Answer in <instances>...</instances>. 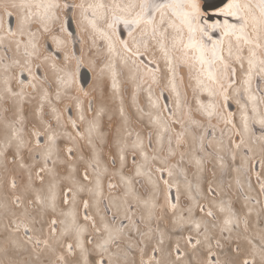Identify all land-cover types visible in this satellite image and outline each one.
Wrapping results in <instances>:
<instances>
[{
	"label": "bare ground",
	"instance_id": "1",
	"mask_svg": "<svg viewBox=\"0 0 264 264\" xmlns=\"http://www.w3.org/2000/svg\"><path fill=\"white\" fill-rule=\"evenodd\" d=\"M42 0H12L10 4V8H17L19 11V15L17 16V26H14L13 29L9 28L7 23H6V14H2L0 12V47H3L4 49H7L10 47L11 50L14 51V55L11 56L10 58H5L3 55L0 57V99L3 98L6 101H11L14 104V110L16 112V116L18 117V120L23 118L22 123L19 125L15 122H11L9 120H3L2 125H4L5 130L7 133H5V138H0V166L1 162L6 161V155L11 151L16 157H17V162L19 165L23 164L26 165V162L23 161V154L26 149L21 148L19 150V153L17 152V147H16V141L13 140L10 146L9 145V140L11 138V133L13 128L17 129L19 132V135L23 138V140L26 143V136H25V116L23 114L22 108L24 107L25 103L28 102L27 94L25 93L26 90L30 91L33 89L34 91H37L39 93V99L38 103L35 107V118L39 122V124L44 125L49 124L43 115L44 112V106L46 104H49L50 109H51V115L53 116V120L57 122V117H60L59 120V131L58 129H54L59 133V139L61 137H64L67 140H73L70 137H74L71 132L67 131L65 129L64 125L66 123L64 114L62 111H60L57 107L56 102L62 101V93L67 92V90L73 86H75V89L80 92L77 95H71L72 103L74 106V112H75V117L70 116L71 121L75 122H80L84 131V137L87 140V143L92 149V159H93V151L95 149V154H96V159L99 158V150L94 142V136L97 134H100V126H101V117H103L107 111L105 112L104 109H106L108 106H110V103L106 104L105 102L96 104V109L93 112L91 117L86 116L85 114V97L84 95H88V90L87 89H82L79 82H78V76L72 71L71 69H66L62 68L58 62L53 58V56H50L49 54L43 56L41 58V61L43 63L47 64V67L49 70L54 72V82L57 86V91L55 94V98H53L50 94V91L48 88L43 86L41 81L39 80L38 76L34 72V64H35V59L38 57L37 51L40 48V40H41V34L44 33H49L51 29L54 27L56 22L60 21V23H66L68 21L67 19V9L61 10L62 15L59 13V19L52 20L48 23V31H44L42 25L40 24L38 18L33 15L37 12H43V9H37L34 5L41 3ZM61 5H63L65 2L68 3L67 0L59 1ZM114 0H74V4H81L83 3L85 6L88 4H96V3H104L105 5L112 4ZM239 3L244 4V3H251L253 5V10L257 12L258 14V9L255 8L256 4L258 3V0H238ZM24 4H31L33 7L28 8V7H20V5ZM197 3L199 4V15H198V24L199 26L205 28L209 35H211L210 31L214 29L212 26L213 25H219L220 27H216L215 29H218L220 33L223 31V24L225 20H227L229 23H236L237 19L232 17V16H225L221 9L225 8L226 4L225 3L223 6L219 7L218 9L212 11V12H204L201 9V2L197 0ZM80 11L82 12V9L80 8H75L74 11ZM59 11V10H58ZM211 14H216V19L213 20L208 15ZM88 19H92V10H89L87 13ZM219 16H222V20L220 19ZM25 17H29V22L25 23L23 27L21 26V20H23ZM228 18L232 19V22L229 21ZM75 25L78 28V35L81 39V43L83 44L84 37L82 36V32H88L89 34V40L91 43H93V46L96 44V47H93V49H96L97 51V59L102 60L101 64V74L103 75L102 78V85L103 83L107 82V86L111 93H113L116 96V100L118 101V117L120 119V122L123 124V127H128L127 128V134L129 133L132 134V147L133 143L137 142V138L139 137V140L142 142L141 147H133V151L137 153L138 156V161L135 162V165L132 168V174H125L124 172L121 171L123 167L125 166L126 163V155H127V149L126 144L120 143L118 145L117 151H118V167L116 169H113V173L120 175L119 177H124L125 179L122 180V183L119 185L121 187V193H118V191L115 190L116 188V183L115 182H110V185L115 184L111 188L114 189L113 191H110L109 194L107 195V213L111 212L113 215H117L119 219H121L124 216H129L130 212L126 207V202L128 199L131 197L137 199L138 204H139V209L141 210V219L145 221L146 223L149 222L148 218V208L145 207L144 201H150L155 204V197L157 194V191L161 185H164V181L168 180L170 181L172 187L166 188V196L167 200H170L172 203H177V196H179V201L177 203V208L175 211H170L172 213H177L178 216L181 214L185 216L186 218L189 217L188 212L183 213L181 210L183 209L181 205V200L183 199L184 196H186V199L190 201V207L192 208V214H194V217L191 215L190 219L195 221V220H201L200 217L197 216V211L194 212V206L196 205L197 198L199 196V193L197 192L198 187L194 189L192 184L189 183L186 177V174L184 171L181 172V168L177 169L176 164H171L167 168L158 166L157 169L163 168L165 171L160 172V177L158 174H150L149 172H146L145 166L148 164L150 159H157L160 160L161 158L158 155V152L162 146H167L169 147V154L172 157V152H173V145L174 141L176 140L175 138H170L169 139V133L173 132L174 130H178L181 128V132L186 136V139L184 141V145H186L188 149V156L186 157L187 160L190 159L192 161V165H189L188 171L192 169L193 166H196L197 170L201 171L202 168L204 167V162H203V156L204 154L201 153L199 150H197V136L195 134V131L193 130L192 126L187 124V121L185 119V113L188 112V101L189 99H192L194 103H196V109L191 108V111H193V119L195 120L196 113H194V110L199 113V116H203L208 119L206 114H204L200 110V106L198 101L203 102L204 104L206 103V100L210 101L213 100V97H210L208 95L207 91H202L198 87L196 83V79L194 78L196 73L193 71L191 74L189 72V69L183 65L180 66L179 70L175 74L174 77V83H175V90L172 88V84L169 82L170 80V74L167 71L166 65L162 57L160 56V53L158 51H155L152 47H149L147 50L143 47V45H140L139 47V53H136V45L133 42V39L128 36V29L124 27L123 24H119L116 26L115 32L116 35L111 37V40L106 39L104 36L101 35V32L108 34L112 30L107 28L106 22L104 19L97 18L96 23L98 26V30L94 31L92 27L88 24L87 20L81 21L84 24L85 29L81 28L80 25L78 27V20H76V17L73 19ZM81 20V19H80ZM70 31L72 33V29L70 27ZM68 35V32H66ZM133 35L136 37V40L138 41L139 35L138 33L134 32ZM69 39V36H67ZM213 39H219L218 37L212 36ZM119 38H122L123 40H126L128 42V46L131 49V51H126L125 48L120 44ZM68 39L66 36L62 34H56L53 33L51 34V44L58 49H64L68 43ZM57 40L62 41V43L57 44ZM88 40V39H87ZM88 40V41H89ZM206 42L209 44L211 43L210 41H207V37H205ZM71 43H76V38L75 35L72 33L71 38H70ZM112 43L114 45V50L110 51L109 50V44ZM227 43V39L225 40V44ZM264 43V41H262ZM35 45V54L32 55L31 57H27L25 55V46H28V51H33L32 45ZM49 47L46 46V49L48 50ZM82 47V53H81V58L82 61L85 63L87 68L89 70H92V67L89 64H86L85 56H84V51ZM7 51V50H6ZM8 55V53H6ZM246 50H245V55H246ZM23 57V59H21ZM67 57L65 56V59ZM30 61L29 63H25V61ZM19 61V63H17ZM54 65V67H53ZM235 67L237 68V80L239 81L240 79L243 78V72L240 70L239 64H236ZM13 68L19 69V86L18 89L13 88V81L10 75V72L12 71ZM31 69V74L29 73L28 69ZM78 68V65L76 67V70ZM159 69V71H156ZM244 70H247V63L245 62L244 65ZM21 71H25L27 73V77H22L24 74L21 75ZM78 72V71H77ZM91 72V71H90ZM78 74V73H77ZM178 74L180 76L178 77ZM91 75L94 76L93 71L91 72ZM81 76H83V73H81ZM186 78L188 79V84L189 87L187 86ZM256 79H259V77L254 78L251 92L252 94L257 96V99L259 100V93H262V89L259 87L257 90L256 87L254 86V82ZM115 82L116 87H113V83ZM35 84V88H33L31 85ZM10 90V91H9ZM161 91V94L159 95V91ZM158 91V92H157ZM259 91V92H258ZM15 93L16 95H13ZM59 94V95H58ZM192 97L190 98V96ZM241 104H249L248 100L246 99L245 93L241 91L240 96H239ZM169 100V101H168ZM177 100H179V106H177ZM257 100V101H258ZM113 103V101H112ZM77 104H79V107H77ZM258 104V103H257ZM257 114L251 118L252 113V105L249 104L248 106V114H249V130L247 132L244 131L242 121H241V113H240V108L235 102V100H230L229 105L230 107L224 110V115L226 116L225 111H232V107L237 106V110L239 112V123L236 120V118H232L233 123L229 124L230 127L232 128L233 134L236 136V139L234 140L235 144L239 143L238 139H240V143L237 145H242V150L249 152L251 151L252 153H255L256 151V145H260L259 142H257L256 136H261L263 133V130L261 129L260 125L256 123V120L259 119L260 114L263 113V108L261 105H257ZM260 104V103H259ZM107 105V106H106ZM251 106V107H250ZM70 108V107H68ZM55 109V112L53 111ZM102 110V111H101ZM107 110V109H106ZM111 111V109H110ZM187 111V112H186ZM69 112V111H68ZM0 113H2L0 109ZM99 113V115H97ZM111 113V112H110ZM109 113V114H110ZM123 113V114H122ZM83 115L84 120L81 121L80 117ZM131 115H135L137 119L142 121L143 123L147 124L148 127H151L153 131V142H154V153L150 154L148 150L145 147V137L144 135L139 132L135 131L134 133H131V128H129V118ZM217 115H213V120L216 119ZM235 116V115H234ZM168 117H174V120H170ZM95 120L98 124V132L93 135L92 137V142L89 143V138H88V123L89 121ZM43 121V123H42ZM225 122V121H222ZM77 125V123H76ZM78 127V125H77ZM228 127V126H227ZM78 130L82 132L79 127ZM34 131H42L40 129H36ZM77 131V129H76ZM237 131V132H236ZM229 132V130H228ZM238 133V134H235ZM227 135H223V138L226 139ZM42 137V136H41ZM171 137V136H170ZM238 137V139H237ZM36 138L40 141V138L36 136ZM46 139V137H45ZM58 139V141H59ZM35 141V145L37 141ZM241 140H243V143H241ZM57 141V144H58ZM41 142V141H40ZM76 139L73 140L74 145L76 144ZM150 142V141H149ZM182 142V141H181ZM212 143L209 145L207 144V148L211 146V150L213 153L216 155L218 154L219 151H224V140H221L219 138L213 139L211 141ZM150 145V143H149ZM183 145V146H184ZM209 145V146H208ZM94 146V148H93ZM66 147H71L69 144L66 145ZM76 147V145H75ZM35 149L37 150V157L40 158V160L43 162L44 166V160L42 158V152L43 149L37 148L35 146ZM121 149H123V154L125 155V161L123 164H121L120 161V154H121ZM143 153V155H141ZM241 153H243L241 151ZM81 153H79L80 155ZM36 155V154H35ZM153 155V156H152ZM81 156V155H80ZM146 157V158H145ZM244 157V155L242 156ZM218 158V156H217ZM245 158V157H244ZM223 157H221L219 160H216L218 165H223L225 164L223 161ZM243 160V159H242ZM197 161L200 163L197 164ZM257 162V161H256ZM93 163V162H92ZM53 161L52 159H49L47 161V166L48 168H52L53 166ZM74 164V163H73ZM87 168H89L90 174L87 173L89 176L90 180L85 181L83 178L82 179H75V181L82 183L85 185L86 189L91 188L92 192L85 191L83 193H80V195H88L87 200L89 201V207L87 208L88 211L84 208V212L82 216H80L79 219V213L77 210V205L75 208L76 212V218L77 222L86 225L87 231L83 234V239L85 242L86 235L88 233V223L85 222L84 216L89 215L91 216L94 220H96L95 223V229H99L98 231L100 234H97V240L95 241V245L99 242H101L105 238V233H104V225L107 224L111 226L112 228H118L119 226L113 224L112 222L109 221L107 218L106 214L102 212V209L100 207L99 201L101 197L105 196V184H104V179L103 177L107 174L106 172L111 171L110 168L105 167L99 163V168L98 171H94L96 168V163L92 164L91 167H88L89 162H86ZM208 164V162L206 163ZM7 165V164H6ZM20 165V166H21ZM27 168H29V165H26ZM25 166V167H26ZM137 166H140L143 172V175H140L144 178L145 182L149 186V194L148 196H142L139 194L138 191L135 190L134 188V177L136 175V168ZM180 166V165H179ZM25 167H21L20 170H22L21 174L23 176V184L20 190L24 193H32L34 192L39 194L41 196H47V186L48 183L51 179L50 175L47 172H43L45 174V177L47 179H43V182L40 180L39 186H34L37 187L38 189L36 191H32L31 186H32V180H33V174L32 172H29ZM42 168V166L40 167ZM171 169L173 172V175L169 177L167 169ZM257 169V165L255 167ZM236 173L238 171L237 168H235ZM106 171V172H105ZM239 172V171H238ZM257 172V171H256ZM260 172L262 173V180L264 184V162H261L260 164ZM235 173V174H236ZM61 175V174H60ZM68 175V174H67ZM85 175V173H84ZM83 175V177H84ZM40 176H42V172L40 173ZM72 176L74 174L72 173ZM99 176V181H100V188H99V195H96L95 193L97 192V177ZM20 177V176H19ZM62 176L59 177V183L62 180ZM138 177V176H137ZM31 178V179H30ZM160 178V179H159ZM1 180V179H0ZM3 181V180H2ZM18 181H21L18 179ZM127 181V182H126ZM3 183V182H2ZM15 183V181H14ZM58 183V184H59ZM1 184V183H0ZM189 185H191V189H189ZM246 185V184H245ZM4 190H2L3 185L1 187L0 185V205H7L13 212H17L18 214H21L24 212L25 209H27V206L25 203L22 202V207L18 208L12 203L13 200V195L10 196L6 195V199L1 197L2 194H6V190H8L10 193L16 194L14 190L10 191L9 185L6 183ZM215 188H211V193L206 195L205 198L208 200V205L207 207L204 206L205 211L207 208L211 209L213 213L215 212L216 216L214 215L212 218H218V221H220L219 225H215L216 228L220 229L223 226V219H224V214L220 213L218 211V208L216 205H218L221 201L217 198V194H221V186L218 184H214ZM247 188L240 189L239 191L241 193V200H239V207H241V211L245 216L248 218L249 222H256L257 224L259 223L260 225L262 224V218L258 216V204H260V198L259 195L256 193V191L252 190L249 184L246 185ZM177 188L179 191H177ZM214 189V190H213ZM34 190V189H33ZM195 190V191H194ZM114 192V193H113ZM20 193V192H19ZM264 193V192H263ZM23 194V193H21ZM29 195V194H28ZM34 195V194H33ZM57 195H58V203L60 199V195L58 193V186H57ZM20 197V196H19ZM23 199V198H22ZM166 200V201H167ZM63 203V201H62ZM168 204V202H167ZM224 204L227 206L228 204L224 202ZM64 205V204H63ZM157 204H155L156 206ZM231 205V204H230ZM40 207V205H39ZM71 207L69 206H64L60 207L57 212V215L59 216L58 219L64 218L63 215L60 214V211H68V208ZM169 207V206H168ZM6 207H0V211H3L2 209H5ZM233 208V206H232ZM153 209L151 211L153 212ZM169 209V208H168ZM28 210V209H27ZM234 211V210H233ZM263 214V213H262ZM66 217V216H65ZM132 217V216H131ZM125 221V220H123ZM71 222V217H66V220L64 221L63 224L58 223V228L56 236H50L49 235V230H48V236L52 237L51 239L62 240L67 241L68 243H73L75 244V239L73 236H61L60 232L68 226ZM171 223L174 225V222L171 221ZM1 224V220H0ZM258 224V225H259ZM185 227H193L192 224L189 223H184ZM213 225V224H211ZM33 227V225H31ZM257 226V225H256ZM234 228V224L231 226V230ZM4 229V228H3ZM25 230V228L23 227ZM21 228V225L17 224L16 221V228L12 229L11 231L5 230L4 233L8 234V240L9 243L11 244V247H14V249L20 248L23 246L25 248V245H27L28 250L31 248H39L43 249L45 251H50L54 249L53 244H51V241L49 240L50 248H45L43 243H40L39 245L36 243L37 238H39L41 241L44 239H41V237L37 236L35 234V230L33 228V231L27 232L28 234L24 233L25 231ZM203 227H201V230ZM8 231V232H7ZM261 234H263L262 237H264V230H261ZM225 232H221L222 234L225 235ZM22 233V236H21ZM220 233V234H221ZM198 234V233H196ZM217 235H220L216 233ZM31 236L32 240L29 241L28 237ZM197 236V235H196ZM23 237V239L21 238ZM261 237V236H259ZM198 238V237H197ZM202 238L204 240V235H202ZM242 244L244 246H247L248 248V253H252L255 251L256 247L253 245V243H249V240L245 237L242 238ZM66 242V243H67ZM118 242V241H117ZM116 242V243H117ZM189 243H194L193 240L189 241ZM261 245L264 246V239L261 238ZM95 245L93 246L95 248ZM85 246L87 247V244L85 242ZM186 247H188V244H186ZM67 251V246L65 247ZM35 251V250H34ZM41 251V250H40ZM180 251V250H179ZM257 251V250H256ZM255 251V255H256ZM37 252V251H36ZM39 252V251H38ZM182 252V251H180ZM184 252V250H183ZM30 254V253H29ZM76 255H79V249H76ZM254 255V254H253ZM254 255V256H255ZM56 256V255H55ZM252 256V257H254ZM54 258V256L52 257ZM148 260V258H146ZM254 263L253 264H260L262 263L261 260V250L257 251V257H254ZM146 260V261H147ZM32 261V260H31ZM250 264V262H249Z\"/></svg>",
	"mask_w": 264,
	"mask_h": 264
},
{
	"label": "snow or ice",
	"instance_id": "2",
	"mask_svg": "<svg viewBox=\"0 0 264 264\" xmlns=\"http://www.w3.org/2000/svg\"><path fill=\"white\" fill-rule=\"evenodd\" d=\"M37 9H43V12H37L35 15L40 24L42 25L44 31H48V23L52 20L59 19V11L63 9H82L81 21L87 20L88 24L92 27L94 31L98 30L96 19L99 17L104 19L108 29L112 31L108 34L101 32V35L106 39L111 40L112 36L116 35L115 29L119 24H123L126 29H128V36L133 39L136 45V53H139L140 45H143L145 50L152 47L155 51L160 53V56L165 62L168 73L170 74L169 82L172 84L173 90H175L174 77L180 66L183 65L189 69L190 74L194 71L196 73L195 79L198 87L202 91H207L213 100H210L208 104L198 101L200 110L208 116L217 115L224 119L225 123L232 124L233 113L231 111L224 115V110L229 108V101L235 100L240 108L241 121L243 129L245 132L249 130V114L248 106L252 105V113L255 116L257 114V96L252 94L251 88L253 80L256 77L264 82V0H258L255 8L258 9V14L253 10V5L251 3L241 4L238 0H227L225 8L221 9L225 16H232L236 18L239 23H229L225 20L223 24V31L219 39H213L209 35L208 31L199 26L198 15H199V4L197 0H114L112 4L105 5L104 3L88 4L85 6L83 3L77 5H69L65 2L63 5L59 0H42L41 3L34 5ZM20 7L31 8L33 5L22 3ZM92 10V19H88L87 13ZM75 18V13H73V19ZM29 22V17H25L21 20V26ZM72 20H68L66 23L60 24L61 32H68L69 39L71 38V27ZM79 27V22H78ZM213 28L220 27L219 25H213ZM136 32L139 35V40L133 33ZM210 41L209 44L206 42ZM227 43L225 44V40ZM120 44L125 48L126 51H131L128 46V42L119 38ZM62 43V41L57 40V44ZM33 51H28V46H25V55L31 57L35 54L36 46L32 45ZM109 50H114V45L109 44ZM246 50V55H245ZM30 61H25L29 63ZM245 62L247 63V70H244ZM19 63V61H17ZM236 64H239L240 70L243 72V78L237 80V68ZM54 67V65H53ZM31 74V69H28ZM156 71H159L157 69ZM35 88V84L31 85ZM113 87H116L115 82ZM10 91V90H9ZM241 91L245 93L246 99L249 104H241L239 96ZM13 95H16L13 93ZM59 95V94H58ZM221 100L223 103L221 104ZM259 103L264 104V96L259 97ZM177 106H179V100H177ZM79 107V104H77ZM55 112V109H53ZM102 111V110H101ZM123 114V113H122ZM99 115V113H97ZM57 123L59 124L60 117H57ZM81 121L84 120L83 115L80 117ZM23 118L18 122L22 123ZM43 123V121H42ZM197 123V121H193ZM262 130H264V114H260L259 119L256 120ZM72 127L76 128V134L74 137H70L75 140L77 138L84 139V133L78 130L75 121H71ZM88 138L89 143L92 142V137L98 132V124L95 120L89 121L88 123ZM34 136L46 137L43 143L39 140L36 143V147L43 149L42 158L44 160V166L39 169L37 173L38 178L43 182V176H40L41 172H47L51 179L47 186V196H41L37 192L35 197V204L40 205V213L43 216L45 213H51L50 224H49V235L56 236L57 229L55 225L57 223L63 224V220H58L56 214L59 209L57 186L59 183L60 171L55 167L56 163L67 164L68 165V175L63 177V179L68 180L69 183L66 185V190L64 191V206L71 207L68 211H60V214L66 217H71V222L65 227L61 232V236H73L75 239V244H67L68 255H59L53 264H136L134 260H129V250L132 245L129 244L127 249L121 251L112 252L111 249L115 246L119 249V244L116 242L120 239V234L123 232V227L112 228L111 226L104 225L105 238L95 245L94 249H89L85 246L83 239V234L87 231L86 225H82L77 222L75 208L77 201L81 199L80 193L85 191L92 192L91 188L85 187L84 184L75 181L72 173L76 171L75 165L73 164V152L72 147H66L61 150L57 144L59 139V133L52 128V125L46 124L42 131H34L32 133ZM130 135V133H129ZM183 134L177 137V143H181V137ZM264 140V134L260 137ZM16 141L17 152L21 148L27 147L23 138L19 135L17 129L13 128L11 133V138L9 140L10 146L12 141ZM243 143V140H241ZM142 142L137 138V142L133 143V147H141ZM239 146V145H238ZM94 148V146H93ZM30 150V149H29ZM61 151L66 154V159H62L60 156ZM2 154V153H0ZM143 155V153H141ZM146 158V157H145ZM52 159L53 167L48 168L47 161ZM93 160L96 163V168L94 171H98L99 160L96 159L95 149L93 151ZM121 164L125 161V155L123 154V149H121L120 154ZM200 162L197 161V164ZM92 166V161H89L88 167ZM21 167H24L22 164ZM62 171V170H61ZM158 171H165V169L160 168ZM169 177L173 175L172 170L167 169ZM136 175H143L140 166L136 168ZM31 179V178H30ZM85 181H89L90 178L87 175V168H85V175L83 177ZM124 180V177H121ZM127 182V181H126ZM164 184L171 188L172 185L170 181L165 180ZM111 187V185H109ZM15 188V183L12 184ZM100 181L99 176L97 177V192L99 195ZM191 189V185H189ZM211 191V186L209 188ZM177 191L179 189L177 188ZM261 191L264 192V184L261 185ZM167 200V196L165 197ZM177 203L179 201V196H177ZM169 210L175 211L177 208V203H172L167 200ZM12 203L17 207H22L21 198L14 197ZM33 201L29 200L28 204L33 205ZM83 207L87 209L89 207V201L87 199H82ZM145 207L148 208V218L151 219L152 211L151 209L155 207V204L150 201H144ZM201 211L204 210L203 205H197ZM0 207H7V205H0ZM218 211L224 214L223 226L220 228L221 232L225 230L231 231V226L235 223L239 225V220L236 218V214L233 211L232 206L225 205L221 201L216 205ZM189 217L186 218L182 214L174 220V223H179L183 225L184 223H189L194 226V229L198 234H200L201 221L191 220L192 208L187 209ZM208 217H213L214 213L209 209L206 213ZM93 218L89 215L84 216L85 222L92 220ZM18 225L25 228L26 232L33 231L31 226L35 223V218L31 216L27 209L21 213L20 219L17 221ZM247 224V221H244ZM95 223H93V228H95ZM215 227V225H213ZM138 230V229H137ZM96 231H100L96 229ZM152 229L149 228L147 233H141L142 236L147 237L148 240L152 239ZM159 239L156 244L152 247L151 251L155 255L150 256L146 261L144 259L145 249L141 248V258L139 264H231L228 260L220 259V253L213 250V238L208 235V230L204 229V240L201 241L199 238L195 240L194 243L188 245V250L184 252L179 251V243L174 247L165 250L164 248V238L165 233L157 230ZM189 239H191L189 237ZM264 239V237H262ZM28 240L31 241L32 237L29 236ZM36 243L39 245L43 243L45 248H50L49 240L45 238L41 241L37 238ZM88 244L92 241L89 239ZM144 243V241H141ZM215 247L217 249L222 248L219 239L215 240ZM76 249H79V255L76 256ZM95 253V257H93ZM175 253V258L173 254ZM107 256V260L105 257ZM261 260L264 264V248L261 249ZM243 264H249L248 260H244Z\"/></svg>",
	"mask_w": 264,
	"mask_h": 264
},
{
	"label": "rangeland",
	"instance_id": "3",
	"mask_svg": "<svg viewBox=\"0 0 264 264\" xmlns=\"http://www.w3.org/2000/svg\"><path fill=\"white\" fill-rule=\"evenodd\" d=\"M12 0H0V12L4 14L7 10L11 11L15 15V20H14V26H17V16L19 15V11L17 8H10ZM60 1V0H59ZM63 1V0H61ZM69 2H74V0H67ZM59 13L62 15L61 10H59ZM73 13H75L76 20H78L79 25L81 28L85 29L84 24L81 22V12L78 11H72V17ZM60 21L56 22L54 27L51 29L49 33H42L41 34V40H40V48L37 51L38 57L35 59V64H34V72L38 76L39 80L45 86L48 88L50 91V94L53 98H55V94L57 91V86L54 82V72L49 70L47 67L46 63H43L41 61V58L45 56L46 54L53 56L55 60L58 62V64L62 68L66 69H73L74 62H75V55L73 53V45L68 39V35L66 32H61L60 30ZM77 28V26H76ZM56 33V34H62L66 36L68 39V43L66 47L62 49H58L60 51L61 57L57 58L55 57L50 51L46 49V42L50 41L51 39V34ZM77 33H78V28H77ZM82 36L84 37L83 44L81 43L80 39V56L82 53V47L84 51V56L86 60V64H89L92 67L91 72L93 71L94 76L92 78L91 83L86 87L88 90V95H84L85 99L87 100L94 99L96 101V104L103 103L105 102L106 104L110 103V106H108L104 111L106 113L105 116L102 117V122H101V133L100 135L95 136V143L99 147V152L100 156L104 157L105 159L109 157H114L117 159L118 155V145L120 143L126 144L127 149V156L131 157H137V153L133 151L132 147V134H127V126L123 127V124L120 122V119L118 117L117 109H118V101L116 100V96L111 93L107 86V82H105L102 85V78L103 75L101 74V64L102 60L97 59V51L96 49H93V47H96V44L93 46V43L90 42L89 40V34L88 32H82ZM79 36V35H78ZM80 38V37H79ZM89 41H88V40ZM51 42V41H50ZM11 47V46H10ZM8 47L7 49H4L3 47H0V57L3 55L5 58H10L13 56L15 53L13 50ZM7 50V51H6ZM8 53V55L6 54ZM65 56L67 57L65 59ZM23 59V57H21ZM82 60V58H81ZM83 62V61H82ZM84 63V62H83ZM85 65V63H84ZM12 81H13V88L18 89L19 86V69L13 68L12 71L10 72ZM180 74H178V77ZM241 80V79H240ZM188 79L186 78V82ZM187 86L189 87V84L187 82ZM254 86L256 87L257 90L260 87L263 91L262 93H259V96H264V82H262L260 79H256L254 82ZM159 91V92H158ZM157 92L159 95L161 94V91L158 90ZM72 92V94L77 95L78 91L73 90L70 91L67 90V93ZM259 92V91H258ZM27 94L28 102L25 103L24 107L22 108L23 114L25 116V123L23 124L25 127V136H26V149L23 155V161L26 162V165H29L27 168L26 165H24L25 169H27L29 172H32L33 174V182L35 186H39L40 179H38L37 173L39 172L40 167H43V162L39 160L36 157V153L38 149H35V140L33 138V132L36 129L43 130V125L39 124V122L35 118V107L38 103L39 99V93L37 91H34L31 89L30 91L25 92ZM192 95L190 96V98ZM62 101L61 102H56L57 107L59 106L60 108H63L65 104L71 105V99L69 98V95H66L65 93H62ZM258 100V99H257ZM113 101V103H112ZM169 101V100H168ZM209 101L206 100L205 104H208ZM221 104L223 101L221 100ZM257 105H261L263 108V113H264V104H259V100L257 101ZM107 106V105H106ZM196 103L193 102L192 99H189L188 101V112L185 113L184 115L186 116L185 119L187 121V124L191 125L193 130L195 131V134L197 136V150H199L201 153L204 154L203 162H204V167L202 168L201 171L197 170L196 166H193L190 171H188L189 165H192V161L190 159L187 160L188 156V149L186 145H184V141L186 139V136L181 132V128L178 130H174L173 132L169 133V139L170 138H175L176 140L174 141L173 145V152H172V157L171 158L169 154V147L167 146H162L158 152L159 157L161 158L160 160L157 159H150L148 164L145 166L146 172H149L150 174H158L157 172V167L161 166L164 168H167L171 164H176L178 167L177 169H180L181 172L184 171L186 174V177L189 181L190 184L195 188L198 187L197 192L199 193V196L197 198L196 205L194 206V212L197 211V216L200 217L201 221V227L203 229L201 230L200 234H196V230L193 227H185V225H181L179 223H174V225L171 223L174 222V220L179 217L177 213H172L168 209V204L165 199L166 197V186L161 185L159 187L157 194H156V201L157 205L154 207L153 212H152V217L149 220V222H142L140 224L139 222H136V217H138L137 213H134L135 219H131L132 223L131 224H125L124 226H121V222L116 218L115 221H113L110 217V220L113 224H116L119 227H123V232L120 234V239L118 240L117 244H119V249L116 248L115 246L111 249L112 252H117L121 251L123 249H127L128 245L131 244L132 247L129 250V256L128 259L134 260L136 264H139L140 258H141V253L140 249L144 248L145 249V254H144V259L147 260L146 258H149L150 256L155 255L152 253L151 249L152 247L156 244V241L159 239V235L157 230L162 231L165 233V238H164V248L165 250H168L171 247H174L177 243H179V249L180 251L183 252L188 250V247H186V244H190L189 241L191 239L193 242L197 239V237L203 241L202 235L204 233L205 227L208 230V235L213 238V250L217 251L220 253V259L222 260H228L231 262V264H243L244 260H248L250 264L254 263V257H257V251L261 250L264 248L261 244V238L263 234H261V230H264V193L261 191V179H260V174L261 172L256 173L254 166L255 162L258 161L264 162V140H261V136H256L257 142L260 143V145H256V151L255 153H252L251 151L246 152L243 151L242 145L238 146L237 144L240 143V139H238L239 134L235 132V134H238V142L235 144L234 140L236 139L235 135L233 134L232 128L230 127L229 124L222 122L224 121L223 118L216 116V119L213 120V115L208 116V119L199 116V113L194 110V113H196L195 120L193 119V111H191V108L196 109ZM251 107V106H250ZM0 109L2 113H0V138H5V133L7 131L5 130V127L2 119L9 120L11 122H15L19 125L20 123L18 122V117L16 116V112L14 110V104L11 101H6L5 99L1 98L0 99ZM111 109V111H110ZM233 111V117L236 118V120L239 121V112L236 107H232ZM111 112V113H110ZM226 115H227V111ZM110 113V114H109ZM204 113V112H203ZM88 116H92L93 112L87 110ZM205 114V113H204ZM44 117L47 122H49L52 125V128L58 129V124L55 120H53V116L51 115V109L49 104H46L44 106ZM254 115H251V118H253ZM171 121L174 120V117H168ZM193 121H197V123H193ZM250 124V123H249ZM228 126V127H227ZM129 128H131V133H134L135 131L141 132L145 139V147L148 150L150 154L154 153V142H153V135L149 136L153 131L151 130V127H148L147 124L143 123L139 119L135 117V115H131L129 118ZM229 130V132H228ZM181 134V143H177V137L180 136ZM227 135V138L224 139L223 135ZM264 134V130L263 133ZM171 136V137H170ZM221 139L224 140V151H219L218 154L216 155L215 153L212 152L211 146H209L212 142L213 139ZM60 145L59 148L63 150L65 148L66 142L64 139L60 140ZM150 141V142H149ZM68 143H70L68 141ZM150 143V145H149ZM209 143V147L207 148V144ZM78 153H81L82 156H86L89 158L91 156V151L90 149L86 146V140L84 139H78ZM184 145V146H183ZM30 149V150H29ZM241 151L243 153H241ZM74 153V159L73 162L77 165L78 169L77 172H74V178L80 179V172L81 170H84V164L83 159L79 157V154ZM244 155V157H242ZM60 156L62 159H66V154L61 151ZM153 156V155H152ZM218 156V158H217ZM14 154L7 153L6 155V161L1 162L0 166V185L3 189L5 188V184L10 181L11 178H15L16 180V187L14 191L17 193L16 196H20L23 203L27 206L28 212L31 214L32 217L35 218V223H33V228L35 230V234L41 239H49L51 241V244H53L54 249L50 251H45L43 249L39 248H31L28 250L27 245H25V248L21 246L20 248L14 249V247H11V244L9 243L8 240V234L4 233L5 230L11 231L13 228H16V221H18L21 217V214H18L17 212H13L8 206L5 209H2L3 211H0V264H53V262L56 260L57 256L63 254V255H68L65 247L67 246L68 242L62 240H54L51 239L52 237L48 236V230H49V224H50V217L51 213H45L43 216H41L40 213V207L38 204H35V197L36 194L33 192L32 193H24L20 190V185L22 182V170L21 164L17 162V159L14 158ZM221 157H223V161L225 164L223 165H218L216 160H219ZM138 158V157H137ZM243 159V160H242ZM16 160V161H12ZM208 162V164H206ZM7 164V165H6ZM52 165V164H51ZM132 163L129 162L127 168L125 169L124 173L128 174L131 172V167ZM180 165V166H179ZM53 166V165H52ZM56 169L60 171V173L66 174L67 176V169L65 168H59L58 169V162L55 165ZM111 167V166H110ZM180 167V168H179ZM235 168L238 169L237 173ZM62 170V171H61ZM114 171V170H113ZM113 173V172H112ZM117 173V172H116ZM236 173V174H235ZM114 174V173H113ZM115 175V174H114ZM20 176V177H19ZM43 178L47 179L45 175L42 173ZM114 176L110 174L109 176L106 177V182L113 178ZM115 178V177H114ZM21 180V181H18ZM160 179V178H159ZM3 180V181H2ZM114 180V179H113ZM118 181L121 183L122 180L118 176ZM136 181V179H135ZM3 182V183H2ZM69 183L68 180L63 179L61 184V187L59 189L60 193L62 194V190L65 189L66 185ZM143 182L140 181L138 183L137 187L140 186ZM59 184V185H60ZM214 184H218L221 186V194H217V198L219 201L226 202L228 205L231 204L233 206V210L236 214V218L239 220V225L234 223V228L231 231L225 232V235L221 233L220 229L213 227V225H219L220 221H218V218H216V214L214 212V215L216 216L215 218L208 217L206 215L207 211L209 210L208 208L205 211H201L200 208L197 205H205L207 207L208 199L205 198L207 193L210 194L211 191L209 190L210 186L215 188ZM249 184L252 190L256 191V193L259 195L260 198V204H258V209L257 212L259 213L258 216L262 218V224L259 225L256 222H249L248 218L243 214L241 211V207H239V200H241L240 196L241 193L239 191L242 189L244 191L246 185ZM143 194H146L149 192L148 187L143 186ZM32 190L36 191V187H32ZM36 189V190H35ZM195 191V190H194ZM20 192V193H19ZM109 192V191H107ZM106 192V193H107ZM2 194V198L6 199V195H9V198L11 195L14 193H10L8 190ZM23 193V194H21ZM29 194V195H28ZM61 196V195H60ZM82 199L84 198L81 197ZM32 200L34 203L33 205H29L28 201ZM1 202V201H0ZM101 203V202H100ZM190 201L186 199V196L183 197L181 200V205L183 209L181 210L183 213H187V209L190 207ZM63 207V206H60ZM80 207V200L77 201V209ZM101 208L103 211L104 209V204L101 203ZM18 209V208H17ZM139 213V212H138ZM263 213V214H262ZM194 214L192 216L194 217ZM56 218L58 219V215L56 214ZM61 220L65 221L66 217L62 218ZM247 221V224L244 223V221ZM88 223V234L86 235L85 242L87 244V247L89 249H94L95 241L98 239L97 234H100L96 229L94 228V232L92 233L91 231V226H93V223H96L94 221H87ZM18 224V223H17ZM137 224V225H136ZM213 224V225H211ZM135 225V227L133 226ZM257 225V226H256ZM58 225H56L57 227ZM5 230H4V229ZM23 229V226H21ZM58 228V227H57ZM149 228H151L152 231V239L148 240L147 237L142 236L141 233H147ZM138 229V230H137ZM7 231V232H8ZM28 234L27 232H24ZM216 233L220 234L217 235ZM197 235V236H196ZM22 236V233H21ZM261 236V237H259ZM189 237L191 239H189ZM245 237L249 240V243H253L255 245L256 249V255L255 251L252 253H248V248L247 246H244L242 244V238ZM23 239V237H21ZM91 240L92 243L88 244L87 241ZM219 239L221 244L223 245L222 248L217 249L215 247V240ZM141 241H144V243H141ZM67 242V243H66ZM72 243V242H71ZM35 250V251H34ZM41 250V251H40ZM37 251V252H36ZM39 251V252H38ZM30 253V254H29ZM255 256H254V255ZM56 255V256H55ZM54 256V258H52ZM78 257V255H76ZM254 256V257H252ZM93 257H95V253H93ZM173 258H175V253L173 254ZM32 260V261H31ZM105 260H107V256L105 257ZM257 264V263H256ZM262 264V263H260Z\"/></svg>",
	"mask_w": 264,
	"mask_h": 264
},
{
	"label": "flooded vegetation",
	"instance_id": "4",
	"mask_svg": "<svg viewBox=\"0 0 264 264\" xmlns=\"http://www.w3.org/2000/svg\"><path fill=\"white\" fill-rule=\"evenodd\" d=\"M76 67H77V61L75 60V62H74V66H73V69H72V71H74V73L76 74V76H78V70H76ZM92 78H93V75H92V77H91V81H92ZM78 79V78H77ZM91 81H90V83H91ZM79 82V81H78ZM89 83V84H90ZM80 84V83H79ZM88 84V85H89ZM87 85V86H88ZM76 86V85H75ZM75 86H73V87H71V88H69L70 89V91H73V90H76L75 89ZM86 86V87H87ZM68 89V90H69ZM86 89V88H85ZM77 91V90H76ZM63 93H65L66 95H69V98L71 99V95H73L72 94V92H70V93H67V92H63ZM75 95V94H74ZM63 100V99H62ZM72 100V99H71ZM86 100V102H85V114H86V116H88V114H87V110L89 109V111H92V112H94L95 111V109H96V101L94 100V99H88L87 100V98L85 99ZM59 102V101H58ZM61 102V101H60ZM68 107H70V108H68ZM58 109L60 110V111H62L63 112V114H64V117H65V120H66V123H65V125H64V127H65V129H67V131H69V132H71V134H73V136H75V134H76V128H73L72 127V124H71V120H70V116H72V117H75V112H74V106H73V103H72V101H71V105H69V104H65L64 106H63V108H60L59 106H58ZM69 111V112H68ZM43 115H44V112H43ZM106 115V114H105ZM104 115V116H105ZM88 117H91V116H88ZM45 118V117H44ZM46 120V119H45ZM101 122H102V117H101ZM49 123V122H48ZM77 123V125H78V127H79V129L82 131V133H83V131H84V129H83V127H82V125H81V123L80 122H76ZM152 130V129H151ZM58 131H59V126H58ZM100 132H101V126H100ZM97 135H100V134H97ZM97 135H95V136H97ZM153 135V132L151 133V134H149V136H152ZM95 136H94V142H95ZM33 138H34V140L36 141V140H38L37 138H36V136H34L33 135ZM38 138H40V141H41V143H43V141H44V139H45V137H38ZM62 139H64L65 140V142H66V145L67 144H69L72 148H73V152L71 153V155L73 156L74 155V153H76V151H77V153H78V145H77V143H78V139L79 138H77L76 139V147H75V145H74V143H73V140H67V139H65L64 137H61L60 139H59V141H58V146L60 145V140H62ZM145 139H146V137H145ZM84 140H86V138L84 137ZM68 141L70 142V143H68ZM86 146L90 149V151H91V154H92V149H91V147L89 146V144L87 143V140H86ZM96 144V143H95ZM66 145H65V148H66ZM96 146H97V144H96ZM97 148L99 149V147L97 146ZM25 152V151H24ZM79 154V153H78ZM99 154H100V152H99ZM24 155V154H23ZM81 155V156H80ZM79 155V157H81V159H83V164H84V167L85 168H87V164H86V162H89V161H92L93 163H94V160L92 159V155L91 156H89V158H87L86 156H82V154H80ZM15 156V155H14ZM36 157H37V153H36ZM117 157H118V155H117ZM138 157V156H137ZM137 157H131V156H127L126 155V163H125V166L123 167V169H121V171L122 172H124L125 171V169L127 168V166H128V164H129V162H131L133 165H132V167H131V172L130 173H128L129 175H131L132 174V168H133V166L135 165V162H137L138 161V158ZM15 159H17V157L15 156L14 157ZM39 160H40V158L39 157H37ZM73 159H74V156H73ZM97 160H99V163H101L102 165L103 164H105V165H103V166H105V167H108V168H110L111 169V171H109V172H106L107 174L103 177V179H104V186H105V190H104V194H105V196H103V197H101V199H100V201H99V204H100V207H101V203L102 204H104V209H105V211H103V209H102V212H104L105 214H106V216H107V218L109 219V221L111 222V220H110V217H111V219L113 220V221H115L116 220V218H118V216L116 215H113L111 212H108L107 213V204H108V202H107V200H106V198H107V195L109 194V192L110 191H113L114 189H112L113 187L112 186H114L115 184H112L111 185V187L109 186L110 185V182H115L116 183V188H115V190L116 191H118V193H121V187L119 186L121 183L118 181V176H120V175H118V173H116L115 175L112 173L113 172V169H116L117 167H118V158L117 159H115L114 157H109V158H107V159H105L104 157H101L100 155H99V158L97 159ZM12 161H16V160H12ZM74 163V165H75V168H76V171L75 172H77V169H78V167H77V165L75 164V162H73ZM92 163V164H93ZM260 162L258 163V161L257 162H255V166H254V169H255V167H256V165H257V169L258 170H256L255 169V172L256 173H258V172H260ZM111 166V167H110ZM59 168H65V169H67V174H68V165L67 164H60L59 162H58V169ZM158 168V167H157ZM157 172H158V175H159V177H160V172L158 171V169H157ZM43 173V172H42ZM74 173V172H73ZM84 173H85V169L84 170H81V172H80V179H82L83 178V175H84ZM87 173L88 174H90V172H89V168H87ZM61 175L60 176H62L61 178H62V180H63V177H65V175L66 174H63V173H60ZM110 174H112L114 177L113 178H111V179H109L107 182H106V177L107 176H109ZM126 174V173H125ZM45 175V174H44ZM155 175V174H154ZM39 179V178H38ZM77 179V178H76ZM114 179V180H113ZM135 179H136V181H135ZM260 179H261V182H259V183H261V185L263 184V180H262V174H260ZM62 180L60 181V183L62 182ZM14 181H15V185H17L16 184V180H15V178L13 179V178H11L10 179V181L8 182V185H9V188H10V191L11 190H14L15 188H13L12 187V184L14 183ZM33 181V180H32ZM133 181H134V188H135V190L136 191H138L139 192V194H141L142 196H148V194H149V192L147 193V195L146 194H143V186H146V187H148L149 188V186H148V184L145 182V180H144V178L142 177V176H135L134 177V179H133ZM140 181L141 182H143L142 184H140V186L139 187H137L138 185V183H140ZM59 183V184H60ZM22 184H23V176H22V182H21V185H20V188L22 187ZM58 184V193H59V195H61L60 196V199H59V205L60 206H63L64 207V205H63V203H62V201H63V199H64V191L66 190V187H65V189H63L62 190V194L60 193V191H59V189H60V187H61V184L59 185ZM33 185L35 186V184H34V182H32V186H31V188L33 187ZM30 188V189H31ZM35 188V187H34ZM212 188V187H211ZM36 189H38L37 187H36ZM214 190V189H213ZM32 191H34V190H31V192ZM107 191H109V192H107ZM148 191H149V189H148ZM107 192V193H106ZM114 193V192H113ZM166 193H167V191H166ZM17 194V193H16ZM16 194H13V198L14 197H19V196H16ZM33 194H34V192H33ZM84 196V198L83 199H87L88 198V195H80V197H83ZM21 198V197H20ZM156 198V197H155ZM22 200V199H21ZM155 201H156V199H155ZM23 202V201H22ZM101 202V203H100ZM155 204H157V202L155 203ZM205 206V205H204ZM126 207H127V209L129 210L128 212H130V215L129 216H124V217H122L121 219H119L118 218V220L121 222V226H124L125 224H131L132 223V220L131 219H135V217H134V213H137L138 214V217H136V222L138 223H140V224H142V222H144V224H145V221H143L142 219H141V216H140V214H141V210L139 209V204H138V201H137V199H135V198H133V197H131L130 196V198L128 199V201L126 202ZM78 215H79V219H80V216H82V214H83V212H84V207H83V203H82V198L80 199V207H78ZM86 211H88L87 209H86ZM139 212V213H138ZM110 216V217H109ZM132 216V217H131ZM59 217V216H58ZM58 220H61V219H58ZM123 220H125V221H123ZM91 221H94V222H96V220H95V218H94V220H91ZM56 225H58V223L56 224ZM116 225V224H115ZM137 225V224H136ZM59 226V225H58ZM57 226V227H58ZM134 227H135V225H133ZM24 230V229H23ZM94 230V228H93V226H91V231H92V233L94 232L93 231ZM25 231V230H24ZM26 232V231H25ZM95 233V232H94ZM88 234V233H87ZM96 234V233H95ZM86 239V238H85ZM180 250V249H179Z\"/></svg>",
	"mask_w": 264,
	"mask_h": 264
},
{
	"label": "water",
	"instance_id": "5",
	"mask_svg": "<svg viewBox=\"0 0 264 264\" xmlns=\"http://www.w3.org/2000/svg\"><path fill=\"white\" fill-rule=\"evenodd\" d=\"M201 2V9L204 11V12H212L216 9H218L219 7L223 6L225 3H227V0H199ZM69 5H72L74 4V2H69L68 3ZM72 11L73 9H67V13H66V17L68 20H72V23H71V29H72V33L75 35V38H76V43H72L73 45V53L75 55V59L77 61V65H78V81L80 83V86L82 89H85L86 86L90 83L91 81V72L90 70L87 68L86 65H84V63L82 62L81 60V56H80V38L78 36V33H77V28H76V25L74 23V20H73V17H72ZM6 23L8 25L9 28H12L14 27V20H15V15L7 10L6 12ZM208 17H210L211 19L215 20L216 19V14H211V15H208ZM220 19L222 20V16H219ZM230 22H232V19L231 18H228ZM240 21H236V23H239ZM211 33V36H214V37H218L220 38L221 36V33L219 32L218 29H212L210 31ZM46 46L49 47L48 48V51H50L55 57L57 58H60L61 57V54H60V51L58 49H56L50 41H47L46 42ZM21 75L24 74V76L22 77H27V73L25 71H21L20 72ZM81 73H83V76H81Z\"/></svg>",
	"mask_w": 264,
	"mask_h": 264
}]
</instances>
